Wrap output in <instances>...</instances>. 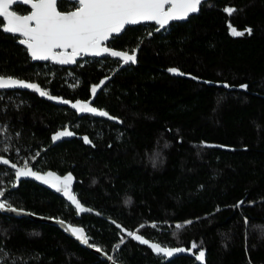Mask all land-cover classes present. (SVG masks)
Here are the masks:
<instances>
[{
	"label": "trees",
	"instance_id": "16d2710c",
	"mask_svg": "<svg viewBox=\"0 0 264 264\" xmlns=\"http://www.w3.org/2000/svg\"><path fill=\"white\" fill-rule=\"evenodd\" d=\"M108 46L137 49L136 62L33 63L0 30V74L60 98L0 93V155L41 175L71 173L90 211L34 177L17 181L2 163L0 190L14 208L82 227L110 257L52 224L0 213V264H264V0H207L185 21L126 27ZM109 76L91 105L114 119L77 116L61 102L89 99ZM65 129L74 135L54 142ZM128 231L185 251L162 256Z\"/></svg>",
	"mask_w": 264,
	"mask_h": 264
},
{
	"label": "snow or ice",
	"instance_id": "6c2138e0",
	"mask_svg": "<svg viewBox=\"0 0 264 264\" xmlns=\"http://www.w3.org/2000/svg\"><path fill=\"white\" fill-rule=\"evenodd\" d=\"M71 2L73 5L71 10H61V8L67 9V5L63 4L62 0H0V18L5 21V24L0 27L7 33L19 34L22 37L19 41L20 44L26 46L33 60L53 61L65 65L77 63V57L88 55L98 57L108 54L112 57L121 58L127 64L136 62L134 54L115 51L107 46L115 36L126 29V26L154 21L159 25V28H164L171 21L185 20L190 14L197 13L202 4V0H71ZM17 3L30 5L31 11L24 15L18 14L13 10V5ZM225 11L231 15L236 10L228 7ZM229 28L233 36L245 34L232 27L231 24ZM246 31L250 35L252 29L249 28ZM169 71L183 75L176 68H171ZM103 83L104 81H101V84ZM241 87L246 89L248 86L241 85ZM15 88L32 89L41 96H47L50 100H60V98L43 91L37 84L0 74V90ZM97 88L98 86L91 88L93 96L96 95ZM61 102L69 103L67 100H61ZM90 103V101L86 103L77 101L71 106L81 113L87 112L114 119V117L109 116L108 112L91 107ZM72 135H74L73 132L65 129L54 134L52 140L55 142ZM84 139L85 142L90 143L87 137ZM2 151L6 152L8 149L4 148ZM0 163L10 165L17 181L21 177H34L44 184H49L57 192H62L79 212L90 211L83 207L76 195L73 194V176L71 173L63 177L53 172L41 175L29 166L27 160L22 162V167H18L17 163L10 162L8 158L2 155H0ZM0 210L16 212L17 214L24 213L23 209L14 208L7 202L3 190H0ZM245 222L247 223V220ZM187 223L192 222L188 221ZM152 226L155 227V225ZM67 227L82 243L90 247L93 246L89 243V238L83 228L73 227L70 224ZM140 227L144 226L141 225ZM176 227L180 228L181 225H176ZM127 234L136 241L149 245L157 254H163L167 257L176 252L185 251L183 248L170 249L161 246L159 243L150 242L134 231H128ZM191 247L195 249L198 246L193 242ZM97 250L99 251V249ZM204 257L205 252L199 251L197 259L203 261Z\"/></svg>",
	"mask_w": 264,
	"mask_h": 264
},
{
	"label": "water",
	"instance_id": "95a60500",
	"mask_svg": "<svg viewBox=\"0 0 264 264\" xmlns=\"http://www.w3.org/2000/svg\"><path fill=\"white\" fill-rule=\"evenodd\" d=\"M68 1H71V0H68ZM205 1H207V0H202V3L203 2H205ZM30 6V5H29ZM198 13V12H197ZM197 13H194V14H190L189 16H191V15H196ZM2 20H3V18H2ZM185 20H187V19H185ZM185 20H178V21H171L170 23H173V22H179V21H185ZM169 23V24H170ZM5 24V21L3 20V25ZM141 24H152V25H154L155 26V32H158V31H160V30H162V29H164L166 26H168V25H166L164 28H159V25H157L154 21H149V22H142ZM139 25V24H138ZM132 26H136V25H132ZM126 27H130V26H126ZM159 28V30H157ZM1 30L3 31V29H2V27H1ZM3 32H5V31H3ZM5 33H7V32H5ZM14 35H19V34H14ZM120 35V34H119ZM118 36V35H117ZM22 39V38H21ZM20 40H18V43L20 44V42H19ZM21 46H23V47H25V49H26V52H27V55H28V57L30 58V61L31 62H47V61H42V60H33L32 58H31V55H30V53L28 52V50H27V48H26V46L25 45H22V44H20ZM113 49V48H112ZM113 50H115V51H120V50H116V49H113ZM136 52H137V49H134L131 53H128V54H134L135 56H136ZM105 56H107V57H110V58H112V59H116V60H119L120 61V65H119V67H123L124 65H126L124 62H123V60L121 59V58H117V57H112V56H110V55H108V54H105V55H103V56H98V57H96V56H90V55H88V56H81V57H77V59H80V58H84V57H87V58H102V57H105ZM50 63H52V64H55V65H59V66H74V64H65V65H61V64H58V63H55V62H53V61H49ZM129 63H131V62H129ZM129 63H127V64H129ZM132 64H134V63H132ZM6 77V76H5ZM108 79H110V76L109 77H107L105 80H101V81H106V80H108ZM101 81L98 83V88H97V91L102 87V85L103 84H101ZM15 89H26V88H15ZM15 89H4V90H15ZM93 98H94V96L93 95H91L90 96V98L89 99H87V100H74V101H70L69 103H67V104H65L70 110H72V111H74L75 113H76V115L77 116H82V115H92V116H98V115H94V114H91V113H87V112H84V113H81L80 111H78V109H76V108H73L71 105L73 104V103H76L77 101H80V102H91L92 103V101H93ZM91 103H90V106L91 107H93L92 105H91ZM59 194V196L60 197H62L69 205H71L72 207H74V208H76L75 207V205H73L72 203H71V201H69L68 199H67V197H65L64 195H63V193L62 192H59L58 193ZM77 209V208H76ZM0 213L1 214H7V215H11V216H15V217H21V216H25V217H28V218H30V219H32V220H35V221H38V222H45V223H49V224H52V225H54V226H56L57 228H59L65 235H67L68 237H70L71 239H73L74 241H76L81 247H83V248H86L87 250H89V251H91V252H93V253H95L96 255H98L99 256V258H101V259H103V260H105V261H109L110 262V257H108L104 252H102V251H98L97 250V248H95V247H90L89 245H85L84 243H82L80 240H78L77 238H76V236L75 235H73L72 234V232L69 230V228L67 227L68 225H69V223H67V222H65V221H63V220H60V219H52V218H46V217H42V216H37V215H34V214H32V213H30V212H27V211H25L24 210V213L23 214H17L16 212H11V211H5V210H0ZM60 221H63V223H60ZM70 225H72V224H70ZM73 227H79V228H82V227H80V226H75V225H72ZM84 232H85V230H84ZM85 234H86V232H85ZM87 236V235H86ZM170 249H176V248H170ZM177 253V252H176ZM176 253H174V254H176ZM173 254V255H174ZM162 256H164L163 254H161ZM113 264H116V263H113Z\"/></svg>",
	"mask_w": 264,
	"mask_h": 264
},
{
	"label": "flooded vegetation",
	"instance_id": "af4514ba",
	"mask_svg": "<svg viewBox=\"0 0 264 264\" xmlns=\"http://www.w3.org/2000/svg\"><path fill=\"white\" fill-rule=\"evenodd\" d=\"M63 4L67 5V9L65 8H61V10H71L73 5H72V2L71 1H68V0H62ZM13 10H15L18 14H21V15H24V14H28L31 9H30V6L29 5H25L23 3H17L15 5H13ZM3 25V20L2 18H0V26ZM0 30H1V27H0ZM2 31V30H1ZM3 32V31H2ZM5 33V32H3ZM7 35H10L14 38V41L18 43V40H20L22 37L19 36V35H14L12 33H5ZM19 44V43H18ZM20 45V44H19ZM21 46V45H20ZM108 46V45H107ZM23 47V46H22ZM109 47V46H108ZM25 49V47H23ZM26 51V49H25ZM27 53V52H26ZM87 57H84V58H80V59H77V63L80 61V60H83ZM30 59V58H29ZM37 63H41V64H50V65H54V66H57L59 68H68V67H72V66H59V65H55V64H52L50 63L49 61L47 62H37ZM75 63V64H77ZM74 64V65H75ZM16 90H24V89H15V90H0V93H4V92H13V91H16ZM1 95V94H0ZM9 166V165H8Z\"/></svg>",
	"mask_w": 264,
	"mask_h": 264
},
{
	"label": "rangeland",
	"instance_id": "374dc122",
	"mask_svg": "<svg viewBox=\"0 0 264 264\" xmlns=\"http://www.w3.org/2000/svg\"><path fill=\"white\" fill-rule=\"evenodd\" d=\"M0 184H1V182H0ZM49 185V184H48ZM50 186V185H49Z\"/></svg>",
	"mask_w": 264,
	"mask_h": 264
}]
</instances>
